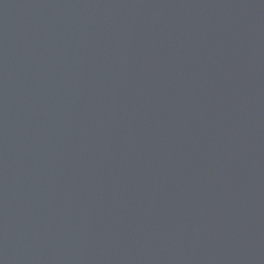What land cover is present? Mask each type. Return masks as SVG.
<instances>
[{
    "label": "water",
    "instance_id": "obj_1",
    "mask_svg": "<svg viewBox=\"0 0 264 264\" xmlns=\"http://www.w3.org/2000/svg\"><path fill=\"white\" fill-rule=\"evenodd\" d=\"M0 264H264V0H0Z\"/></svg>",
    "mask_w": 264,
    "mask_h": 264
}]
</instances>
